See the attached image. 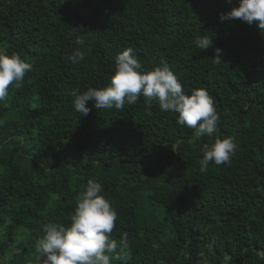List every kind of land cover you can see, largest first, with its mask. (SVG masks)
Here are the masks:
<instances>
[{
  "label": "trees",
  "instance_id": "1",
  "mask_svg": "<svg viewBox=\"0 0 264 264\" xmlns=\"http://www.w3.org/2000/svg\"><path fill=\"white\" fill-rule=\"evenodd\" d=\"M235 6L0 0V52L32 65L0 102V264H40L44 225L70 224L89 179L117 212L110 238L119 245L127 233L131 259L111 264H264V30L220 22ZM201 35L223 50L221 63L195 47ZM128 47L145 71L166 62L185 94L209 92L220 117L213 136L197 139L155 100L146 110L143 96L124 110L91 101L87 116L74 110L73 91L107 87ZM229 137L230 162L202 171L203 146Z\"/></svg>",
  "mask_w": 264,
  "mask_h": 264
},
{
  "label": "clouds",
  "instance_id": "2",
  "mask_svg": "<svg viewBox=\"0 0 264 264\" xmlns=\"http://www.w3.org/2000/svg\"><path fill=\"white\" fill-rule=\"evenodd\" d=\"M231 3V0H227ZM220 22L239 19L264 30V0H237V6L219 14ZM197 49L213 48L212 38L197 36L194 40ZM223 50L213 48L214 62H222ZM83 59L80 51H74L67 57L73 64ZM32 65L19 54L7 55L0 52V102L9 97V85L22 86L26 73ZM73 107L80 116H87L91 101L95 109L124 110L125 104L133 105L138 98H145V108L152 107L153 100L164 112L177 114L176 122L194 130V136L211 137L217 131L220 117L214 107V100L206 89H194L185 94L183 86L168 64L161 61V66L145 71L132 47H128L115 57V71L110 83L105 88L88 87L82 94L72 93ZM237 145L229 137L216 139L205 144L200 160L201 170H206L210 162L216 165L230 162ZM83 191L75 200V207L70 216V224L65 227L50 222L44 225L43 235L35 242V252L40 264H111L117 260L131 259L127 233H123L119 242L110 238L117 212L110 202L101 195L102 185L92 179L82 186Z\"/></svg>",
  "mask_w": 264,
  "mask_h": 264
},
{
  "label": "bare ground",
  "instance_id": "3",
  "mask_svg": "<svg viewBox=\"0 0 264 264\" xmlns=\"http://www.w3.org/2000/svg\"><path fill=\"white\" fill-rule=\"evenodd\" d=\"M263 203V202H262ZM254 219V218H253ZM131 234V233H130ZM155 236V235H154ZM162 243V242H161Z\"/></svg>",
  "mask_w": 264,
  "mask_h": 264
}]
</instances>
